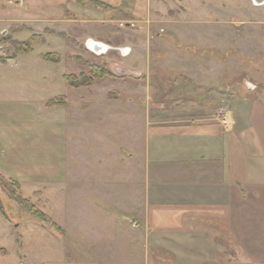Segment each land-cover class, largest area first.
Segmentation results:
<instances>
[{
	"label": "rangeland",
	"instance_id": "1",
	"mask_svg": "<svg viewBox=\"0 0 264 264\" xmlns=\"http://www.w3.org/2000/svg\"><path fill=\"white\" fill-rule=\"evenodd\" d=\"M174 1L165 0L168 12L166 23L156 26L162 35L158 40H150L147 26L128 15L131 0L115 13L103 12V18L91 13V3L82 5L87 14L39 7L31 19H23L29 30L20 27L21 35L0 21V39L27 43L36 38L30 54L10 43L0 45V80L5 82L0 83V101H32L39 123L66 125L80 142L78 151L72 149L75 143L68 148V177L55 183L15 180L22 196L63 233L27 213L11 222L0 213V249L7 252L0 254V264H147L153 254L176 264L172 253L161 251L163 246L145 242V235L152 234L146 228L148 209L169 203L176 190L182 172L177 153L188 142L180 128L200 124L209 128L208 134L225 137L228 128L239 134L246 126L264 124V3ZM15 6L14 0H0V19ZM89 40L110 50L97 54L88 49ZM179 43L180 51L165 49ZM123 49L129 52L124 55ZM48 54L50 62L43 58ZM183 56L190 61L185 69ZM17 57L21 63L16 66L12 60ZM92 66L141 75L96 79L88 88L67 85L65 76H87ZM56 97L65 98L59 100L63 106L48 109L46 102ZM142 145L157 147L153 173L144 163ZM233 146L240 152L235 140ZM240 188L230 225L237 244L216 243L208 226L209 236L200 245L203 264H238L233 259L241 252L264 262V183ZM212 245L218 249L210 253Z\"/></svg>",
	"mask_w": 264,
	"mask_h": 264
},
{
	"label": "crops",
	"instance_id": "2",
	"mask_svg": "<svg viewBox=\"0 0 264 264\" xmlns=\"http://www.w3.org/2000/svg\"><path fill=\"white\" fill-rule=\"evenodd\" d=\"M14 1L16 6L7 9L0 21L2 25L11 27V32L15 31L16 35L22 34V31H19L20 27L29 30V26L26 25L27 21L25 23L23 19L26 17V20L31 19L30 13H37L39 7L66 8L69 12L80 14L88 12L81 4L70 0ZM97 1L108 4L111 7L108 12L115 13L116 9H121L123 3L128 0ZM131 1L134 5H130L128 15L133 20L139 21V24L147 26L144 28L152 37L150 40L155 38L158 40L162 37L161 32H156V26L161 25L162 22L166 23L164 15L168 12V8L165 0ZM91 9L93 15L104 17V10ZM151 25L154 28L152 32L149 31ZM165 47L171 53H174L175 49L180 51V43L173 44L171 47L166 44ZM184 47L182 45V48ZM187 58L189 56H183V60L180 61L182 65L184 64V69L187 68L185 63L190 62H185ZM12 62L16 66L21 63L19 57ZM1 66H7V64ZM0 83L5 82L0 80ZM66 88L64 85V89ZM31 103L30 100L20 101L12 98L0 101V171L6 178L20 182L39 180L55 183L61 181L68 177V167L70 162L72 163V161L68 162L66 157L72 153L68 148L73 147L75 143L72 149L78 151L80 142L74 139L76 135L73 137L74 132L72 130L69 132V127L66 125L47 123L44 119L43 121L40 119L41 123H39L35 118L39 115L38 109ZM26 113L31 119H26ZM260 114L264 117V109ZM24 121H28V124L26 125ZM26 129L30 134L25 133ZM32 129H34V134L31 133ZM208 129L201 127L200 124L179 129L178 132L184 139L188 138V142L191 141L190 139L192 141L190 145L186 141L182 142L177 153L180 160H177L176 166L180 165L182 172L178 176L177 187L170 200L171 202L176 199V202L162 203L159 206L150 205L146 216V228H150L152 234L145 235V242L163 246L164 249L161 251L167 250V254L172 253L176 264H181V260H184L182 262L184 264L186 259V264H203L201 259H206V257L200 255V252H205L200 245H205L201 241L204 242V239L209 236L205 233L208 226L214 229L213 234L216 233L215 236H211L216 243L235 242L237 244L230 225L231 222L234 224V208L243 193L240 187L260 186L264 183V124L246 126L239 134H232L231 128H228L229 132L224 133L225 137L208 134ZM148 135L154 136V132ZM69 139H71V144ZM234 140L238 143L240 152L234 149ZM217 147L218 150L215 153ZM153 151L157 152V147L152 150L147 145L141 146L144 163L149 164L148 168H151V172ZM159 157L163 158L162 155ZM81 172L83 179H87V172H83L82 169ZM235 190H238L240 194ZM235 198L238 202H234ZM153 213H156L154 218ZM175 231L181 234L174 236L172 233ZM155 235L156 238H154ZM183 245L184 251H187L186 259L180 258L179 260L181 253L184 252ZM217 246H210L208 252L211 253L218 249ZM163 257L153 254L152 258H148L150 261L147 264H173L166 260L165 256ZM230 258L232 259V256ZM236 258L238 264H264V262H253L242 252L238 253L233 260Z\"/></svg>",
	"mask_w": 264,
	"mask_h": 264
},
{
	"label": "trees",
	"instance_id": "3",
	"mask_svg": "<svg viewBox=\"0 0 264 264\" xmlns=\"http://www.w3.org/2000/svg\"><path fill=\"white\" fill-rule=\"evenodd\" d=\"M74 1L81 5L90 4L93 8L101 9L104 11L110 10V6L97 1V0H70ZM36 40L33 37L29 42H18L12 39H0V45L4 43H10L16 49H19L21 53L30 54V43ZM51 55H44L43 58L45 61L49 60ZM55 63H59L58 60H54ZM105 77L108 78H120L112 70H108L106 66H92L91 73L87 76L77 77L75 75H68L64 77L65 82L71 88H88L94 85L96 79L102 80ZM64 100L63 97H56L50 99L46 102L45 106L48 109L61 107L63 103L59 100ZM65 101V100H64ZM36 195V194H35ZM0 213L2 217L7 221L11 222L13 219H16L18 216L21 217L23 214H28L29 216L35 217L42 224L50 227L55 232L63 233V230L50 218V216L44 214L40 211L32 202L31 199L24 198L21 194V187L18 182L12 179L5 178L0 172ZM7 255V252L4 249H0V254Z\"/></svg>",
	"mask_w": 264,
	"mask_h": 264
},
{
	"label": "water",
	"instance_id": "4",
	"mask_svg": "<svg viewBox=\"0 0 264 264\" xmlns=\"http://www.w3.org/2000/svg\"><path fill=\"white\" fill-rule=\"evenodd\" d=\"M253 1L255 2L256 5L260 4V2L264 3V0H253ZM257 1H259V2H257ZM87 47L89 50H91L95 53H101L103 50L108 49V47H106L105 45L100 44V43H95V42H92L90 40L87 43ZM114 73L120 77L129 76V75H135V76L141 75L140 72H138V73L137 72H131L130 70L125 69V68H121V67H116L114 69Z\"/></svg>",
	"mask_w": 264,
	"mask_h": 264
},
{
	"label": "built area",
	"instance_id": "5",
	"mask_svg": "<svg viewBox=\"0 0 264 264\" xmlns=\"http://www.w3.org/2000/svg\"><path fill=\"white\" fill-rule=\"evenodd\" d=\"M122 54L126 55L129 52V49H123L121 50Z\"/></svg>",
	"mask_w": 264,
	"mask_h": 264
},
{
	"label": "flooded vegetation",
	"instance_id": "6",
	"mask_svg": "<svg viewBox=\"0 0 264 264\" xmlns=\"http://www.w3.org/2000/svg\"><path fill=\"white\" fill-rule=\"evenodd\" d=\"M257 2H259V1H257ZM263 2H260V4H262Z\"/></svg>",
	"mask_w": 264,
	"mask_h": 264
}]
</instances>
